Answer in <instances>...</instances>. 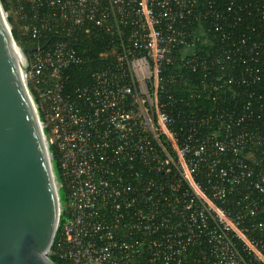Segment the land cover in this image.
<instances>
[{"label": "built area", "instance_id": "obj_1", "mask_svg": "<svg viewBox=\"0 0 264 264\" xmlns=\"http://www.w3.org/2000/svg\"><path fill=\"white\" fill-rule=\"evenodd\" d=\"M13 6L35 43L25 79L59 157L61 199L67 192L47 255L67 264H264V0ZM202 20L221 35L217 55L193 51ZM99 34L111 45L105 62L91 85L66 93V71L85 62L71 41ZM174 66L197 75L187 98L171 93L184 81L168 73Z\"/></svg>", "mask_w": 264, "mask_h": 264}, {"label": "water", "instance_id": "obj_2", "mask_svg": "<svg viewBox=\"0 0 264 264\" xmlns=\"http://www.w3.org/2000/svg\"><path fill=\"white\" fill-rule=\"evenodd\" d=\"M25 60L0 0V264H58L47 252L62 199Z\"/></svg>", "mask_w": 264, "mask_h": 264}, {"label": "trees", "instance_id": "obj_3", "mask_svg": "<svg viewBox=\"0 0 264 264\" xmlns=\"http://www.w3.org/2000/svg\"><path fill=\"white\" fill-rule=\"evenodd\" d=\"M15 0H2L5 10H10L14 4ZM201 3L205 0H199ZM223 1V0H221ZM9 20L13 22V17L9 16ZM196 26L197 33L201 37V40L198 42L197 46L194 48V52L199 56H213L217 55L220 51L221 47V35L217 32H214L209 28L208 22L202 20ZM13 35L15 40L20 44L22 48H28V52L30 48L34 46V41L27 40L26 36L23 35L22 31L16 26L13 30ZM53 40V39H52ZM72 45L77 50L78 54L85 56V62L73 66L66 71V75H68V80L66 83V93L71 95L74 94V91L77 87L91 85L93 82V73L103 65L105 62V58L101 57V53L110 49L111 45L109 44V37L104 34H99L97 36L84 37L80 35L77 40L71 41ZM262 61L264 64V52L262 53ZM184 73V81H178L176 83H172L171 93L176 98L180 97H188L190 94V89L192 83H194L197 79V75L191 73L189 70H183L179 68V66H174L169 69L168 73H173L176 75L178 72ZM36 101L38 100L37 95ZM198 103V102H197ZM200 103V102H199ZM54 152V161L56 166V171L58 175L60 174L59 169V157L54 148H52ZM60 178V175H59ZM62 199L65 198L67 201V192L66 190H62L61 192ZM59 236V232L56 235L55 242ZM51 259L58 264H67L66 262L59 260L58 258L52 256Z\"/></svg>", "mask_w": 264, "mask_h": 264}, {"label": "rangeland", "instance_id": "obj_4", "mask_svg": "<svg viewBox=\"0 0 264 264\" xmlns=\"http://www.w3.org/2000/svg\"><path fill=\"white\" fill-rule=\"evenodd\" d=\"M9 1V0H8ZM14 8V6H12V9ZM14 10V9H13ZM9 11V10H8ZM7 10H6V12L8 13L7 15H8V19H9V16H11L10 14H9V12H8ZM14 17H13V22H11L10 20H9V22H10V25H11V27H12V30L17 26L18 28H19V30H21L20 29V26H19V22L16 20V16L15 15H13ZM18 43V42H17ZM18 45H20L19 43H18ZM62 203L63 204H66V200H65V198L64 199H62Z\"/></svg>", "mask_w": 264, "mask_h": 264}]
</instances>
